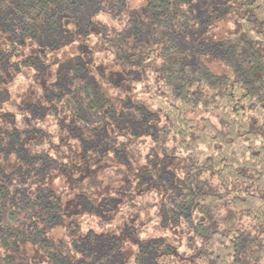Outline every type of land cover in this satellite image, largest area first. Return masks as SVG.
<instances>
[{"label": "trees", "instance_id": "obj_1", "mask_svg": "<svg viewBox=\"0 0 264 264\" xmlns=\"http://www.w3.org/2000/svg\"><path fill=\"white\" fill-rule=\"evenodd\" d=\"M225 1L240 34L193 52L229 75L172 40L194 26L190 0H0V264H38L3 253L24 243L41 264H264V0ZM67 210L118 223L49 238Z\"/></svg>", "mask_w": 264, "mask_h": 264}, {"label": "rangeland", "instance_id": "obj_2", "mask_svg": "<svg viewBox=\"0 0 264 264\" xmlns=\"http://www.w3.org/2000/svg\"><path fill=\"white\" fill-rule=\"evenodd\" d=\"M143 1L144 0H126L127 6L129 8H136V9L142 5ZM190 5H191V10H190L191 15L189 16V20L190 18H192V21H188V23H193L194 26L191 28H187L184 31H178L173 33L171 35L172 40L181 50L187 53L190 52V55L187 57V60L194 61L196 58H199L200 61L206 64L213 72L221 73V74L225 73L229 75L231 73L229 68L213 60L208 54L205 55V54L193 52V49L198 47V44L208 47L213 42H215L220 38H228L236 35V32L237 30L239 31V28L233 16V13L230 11L231 8L229 7V5L226 3L225 0H190ZM94 19L96 21L106 23L118 29L123 28L124 26V19H122V21L120 22H117L116 19H112L105 13H100V12L97 13ZM83 42L84 45L88 46V48L91 49L93 53L94 64L103 63L105 61L109 63V61L105 59L103 45L102 43L99 42L98 36H96L95 34H89L86 40H83ZM59 55L62 54L59 53ZM137 88L139 90L140 85H137ZM138 98L140 100H144L145 96H141ZM201 115L210 117L211 120L214 123H216L217 126L219 125L217 121L213 119L212 116H209L204 113H201ZM140 141L141 140H139L138 142ZM141 143L142 144L139 147L137 153L144 154L150 146V141L148 138H145ZM170 144H171V140L167 141L166 145L170 146ZM200 177L206 178L213 185V187H215L217 193L220 194L224 193V191H222L220 187H216V179L213 175L211 174L209 175L208 173L205 172V174H203V176L201 174ZM96 178H98V180H96L97 182L104 184L105 177L103 178L102 176H98ZM57 184H59V182ZM60 187L63 190L62 196L67 202L66 203L67 209L70 211V209H72L73 207L70 206V204L72 203L69 200L73 198L76 190L80 191L84 189V186L83 184L77 186L78 189L76 190L69 189L67 185L64 186L61 185ZM223 199L225 200L217 204L215 208L214 213L218 218L223 217L227 212V210L230 209L231 207L229 201L226 200V196ZM68 210L67 212L64 213L63 221L47 231L46 234L49 238L54 239L56 241L70 240L68 231H69V224L71 223V221H75L79 224L80 231H85L87 227H92L96 231L99 230V228L109 229L115 223L116 224L118 223V219L116 218L114 219L113 223L111 222L104 223L103 221H101V219L97 218L96 216H90L81 212L74 215L71 212L68 213ZM150 212H151L149 215L150 222L153 223V218H155L156 216L153 214L152 209H150ZM151 215L152 217H150ZM144 220L146 222L147 219L145 218ZM145 222H143V227H141V229L145 230L146 235L155 236V234L157 233L156 231L157 228L152 229L148 226L150 222L149 221L146 223ZM239 224H242V227L249 228L248 225L249 223L244 218L240 219ZM179 234L181 236H185L183 232ZM182 238L184 237H181V239ZM183 241L184 240H182V242ZM171 243L173 244L176 242L171 241ZM126 247H127L126 250L128 251L127 253H129V249L132 250V247L128 245ZM3 253L31 263L41 264L45 261V258L36 250V248L28 243H24L16 249H8L6 251H3ZM151 254L154 255V251H152ZM119 261H120L119 257H114L109 262V264H117ZM198 262L199 264H205L201 260H198Z\"/></svg>", "mask_w": 264, "mask_h": 264}]
</instances>
